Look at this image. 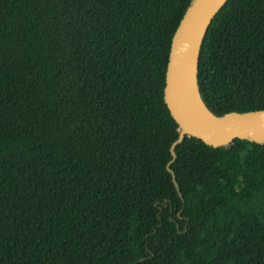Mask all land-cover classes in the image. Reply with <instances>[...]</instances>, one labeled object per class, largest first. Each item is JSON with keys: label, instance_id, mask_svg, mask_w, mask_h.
I'll use <instances>...</instances> for the list:
<instances>
[{"label": "trees", "instance_id": "trees-1", "mask_svg": "<svg viewBox=\"0 0 264 264\" xmlns=\"http://www.w3.org/2000/svg\"><path fill=\"white\" fill-rule=\"evenodd\" d=\"M192 2L0 0V264H264V141L171 151ZM198 84L216 115L264 109V0L217 13Z\"/></svg>", "mask_w": 264, "mask_h": 264}, {"label": "water", "instance_id": "water-1", "mask_svg": "<svg viewBox=\"0 0 264 264\" xmlns=\"http://www.w3.org/2000/svg\"><path fill=\"white\" fill-rule=\"evenodd\" d=\"M227 1L193 0L173 36L164 99L181 128L171 147L174 159L176 145L187 134L212 146L227 145L236 137L264 141V109L219 116L208 108L200 93L198 65L202 42Z\"/></svg>", "mask_w": 264, "mask_h": 264}]
</instances>
